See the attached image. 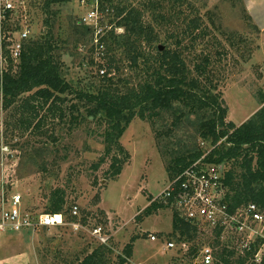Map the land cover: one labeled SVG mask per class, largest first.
I'll return each instance as SVG.
<instances>
[{
    "label": "rangeland",
    "instance_id": "374dc122",
    "mask_svg": "<svg viewBox=\"0 0 264 264\" xmlns=\"http://www.w3.org/2000/svg\"><path fill=\"white\" fill-rule=\"evenodd\" d=\"M82 1L13 0L15 10L2 25L0 48L7 54L11 41L19 40L21 32L30 28L31 41L50 34L57 45L55 55L62 64V76L74 89L110 87L126 92L138 88L145 79L143 72L131 65L127 50L110 35L113 31L121 37L124 28L111 22L106 7L100 8L98 18L85 21L92 9ZM119 1L110 0L106 5L116 6ZM121 1L143 11L144 21L159 35L155 46L160 51L176 48V38L170 36L187 28L183 19L200 17L205 36L197 42H192V36L183 41L184 58L193 69L200 54L210 55V75L219 82L227 122L240 126L264 107V0ZM47 2H51L48 15ZM181 11V19L174 18L169 24L156 20L159 13L171 16ZM144 50L156 53L147 46ZM110 59L114 60L112 73L106 65ZM7 63L0 68L7 69ZM103 70L107 81L96 77ZM19 105L5 110L0 90V190L13 184L12 190L22 194L25 207L40 212H47L57 194L67 208L78 206L82 218L92 217L89 228L101 224L115 234L109 247L111 264H120L135 237L138 240L127 264H192L180 247L166 250V239L173 230L172 211L160 209L149 215L144 211L170 179L166 172L169 154L212 146L210 141L202 146L197 135L199 117H185L180 122L176 121L179 115L171 112L155 121L137 117L120 140L124 152L112 149L106 154V125L100 127L94 121L69 131L65 122L51 118L42 132L33 134L21 128ZM45 115L46 111L40 114ZM113 157L123 162L118 177L111 169ZM224 165L227 171L231 169V164ZM146 232L164 239L151 242ZM96 246L88 233L76 232L69 224L35 235L0 233V264H77Z\"/></svg>",
    "mask_w": 264,
    "mask_h": 264
},
{
    "label": "trees",
    "instance_id": "16d2710c",
    "mask_svg": "<svg viewBox=\"0 0 264 264\" xmlns=\"http://www.w3.org/2000/svg\"><path fill=\"white\" fill-rule=\"evenodd\" d=\"M109 1L100 0V8L104 10L106 7L112 17L111 22L116 21L117 26L125 30L121 37H117L113 31L110 35L113 39H119V45L127 50L131 65L143 72L145 79L138 88H131L126 92L115 91L110 87H100L94 91L74 89L62 76V64L55 55L57 45L49 34L39 41L29 40L17 65H14L9 54H6L8 67L3 72L0 69L3 108L8 110L20 104L21 128L33 134L42 132L46 122L48 119L52 120L51 118H59L65 122L69 131L94 121L100 127L106 125L103 133L106 154H110L112 149L119 153L124 152L120 140L137 117L145 121H155L163 114L171 112L179 115L176 121L180 122L185 117L197 116L198 137L203 142L210 141L214 147L208 161L232 165L231 169L226 170L224 180L229 209L235 210L253 202L264 210V107L240 126L227 122L228 109L219 90V82L215 83L210 75L209 68L212 64L210 55L200 54L199 62L193 69L184 58L183 41L192 36V42H197L205 36L206 31L202 28L200 17L183 19L188 26L180 31L181 36L180 34L170 36L176 38V48L160 51L155 46L160 41L159 35L152 25L144 21L141 9L134 5H126L121 0L116 6L110 4L107 6ZM163 1L179 4L183 0ZM50 3L47 2L45 5L47 15ZM182 14V11L171 16L159 13L156 20L162 21V24H169L174 18L180 20ZM9 16L10 14L7 18ZM48 20L46 24H49ZM146 46L156 53H147L144 50ZM112 63L114 60L110 59L106 64L111 73L114 68ZM96 77L107 81V73L105 76L98 74ZM262 103L264 104V95ZM42 111H46L48 115L40 116ZM222 140L224 141L219 145ZM203 152L204 150L196 149L187 154H169L171 159L166 172L170 179L202 157ZM112 161L113 176L118 177L122 173L123 162L117 157H113ZM71 209L72 207L67 208L64 198L57 194L50 201L45 213L64 214L73 221L70 217ZM160 209L169 208L154 203L144 212L149 215ZM172 213L173 230L166 240L176 241L178 244L192 242L193 246L186 256L191 259L204 239L200 237L197 227L182 219L178 213L174 211ZM91 218L81 217V221L90 226ZM99 225L101 224L95 226ZM137 240L138 238H133L131 244L127 246L125 257L120 259V264H127L128 259L132 258L134 243ZM214 246L218 248L214 264L245 263L234 251L220 244L219 232L214 240ZM110 255L112 251L109 247L97 245L77 264H111Z\"/></svg>",
    "mask_w": 264,
    "mask_h": 264
},
{
    "label": "built area",
    "instance_id": "2783aa9c",
    "mask_svg": "<svg viewBox=\"0 0 264 264\" xmlns=\"http://www.w3.org/2000/svg\"><path fill=\"white\" fill-rule=\"evenodd\" d=\"M92 10L85 21L98 18L100 14V0H83ZM13 0H0V36L2 25L7 16L14 12ZM31 29L27 28L20 34L19 40H12L7 46L10 58L17 63L28 42ZM102 48V46H101ZM7 56L0 48V65L3 66ZM3 72V69L0 68ZM106 72L101 71L104 76ZM222 140L219 145L223 142ZM205 146V143H202ZM214 147L205 148L203 156L188 165L181 173L168 180L165 189L152 199L148 206L154 203L163 204L172 212L199 229V235L204 242L198 245L197 253L192 256V264H214L218 250L214 246L217 232L220 233V244L228 250L234 251L244 259V264H263L264 262V210L251 202L235 210L229 209L226 203L227 190L224 184L225 165L209 162V155ZM10 187L0 190V233L28 232L32 235L50 228H59L69 224L76 232L88 233L99 246L110 247L115 237L102 225L89 228L81 221L78 206H72L73 221H68L64 214H47L32 208H26L21 193ZM14 188V187H13ZM148 240L157 242L162 240L155 233L146 232ZM193 243L176 241L166 242V250H177L189 253Z\"/></svg>",
    "mask_w": 264,
    "mask_h": 264
}]
</instances>
